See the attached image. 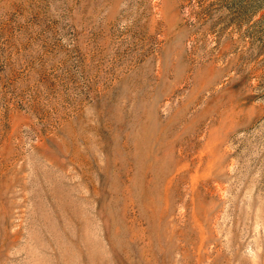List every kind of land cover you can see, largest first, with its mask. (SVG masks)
I'll list each match as a JSON object with an SVG mask.
<instances>
[{
    "label": "rangeland",
    "instance_id": "374dc122",
    "mask_svg": "<svg viewBox=\"0 0 264 264\" xmlns=\"http://www.w3.org/2000/svg\"><path fill=\"white\" fill-rule=\"evenodd\" d=\"M0 264H264V0H0Z\"/></svg>",
    "mask_w": 264,
    "mask_h": 264
}]
</instances>
